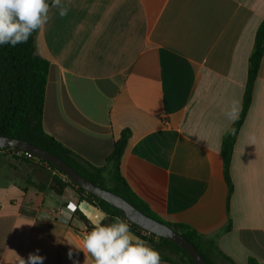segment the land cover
<instances>
[{"label": "crops", "instance_id": "0c3cea01", "mask_svg": "<svg viewBox=\"0 0 264 264\" xmlns=\"http://www.w3.org/2000/svg\"><path fill=\"white\" fill-rule=\"evenodd\" d=\"M62 2L68 15L52 8L36 39L50 64L45 132L102 168L130 131L120 172L140 201L168 223L214 237V264H264V56L232 156L229 203L221 156L242 111L264 0ZM55 176L66 182L39 161L0 153V264L29 253L43 264H92L78 249L88 225L76 210L63 215L69 202L79 209V195L50 190ZM34 185L48 188L39 208Z\"/></svg>", "mask_w": 264, "mask_h": 264}, {"label": "trees", "instance_id": "16d2710c", "mask_svg": "<svg viewBox=\"0 0 264 264\" xmlns=\"http://www.w3.org/2000/svg\"><path fill=\"white\" fill-rule=\"evenodd\" d=\"M49 3H51V0H49ZM38 33L39 31L33 32L27 43L18 44L15 47H12L10 44L0 45V136L24 140L58 156L95 185L124 198L144 215L168 225L176 232L182 234L198 249L208 264H214L208 256L210 251L217 249L214 237L204 236L187 225L172 224L164 221L132 193L120 172L121 158L127 147L131 134L130 131H124L121 134L106 161V166L102 168L86 163L45 132L43 118L50 64L38 52L36 45ZM263 56L264 20L257 30L254 48L249 57L248 79L242 111L222 140L221 156L224 164V177L229 189L228 203L233 193L230 175L232 156L238 135L252 104L255 83ZM5 150H11V148ZM15 158L26 163L39 161L50 170L64 176L54 166L36 157L32 159ZM109 183L111 184L110 186ZM34 186L37 189V193L32 200V205L34 208H39L43 202L42 193L48 188L39 185ZM68 187L73 188L78 193L80 201L87 200L94 204L105 212L107 216L111 217L112 222H114L116 217H119L128 223L133 233L140 236L148 245L160 252L162 261L171 264H194L187 253L179 246L166 238L158 237L148 232L149 237L143 236L141 232L144 230L128 222L118 209L87 193L83 188L78 187L69 179L66 178V182H64L60 177L55 176L49 189L61 194ZM75 214L88 225L90 230L92 229L93 225L79 209H76ZM229 228L230 225L228 224L227 229ZM167 252L177 255L179 261H173L167 255ZM249 264H256V261L251 260Z\"/></svg>", "mask_w": 264, "mask_h": 264}, {"label": "clouds", "instance_id": "9594fccd", "mask_svg": "<svg viewBox=\"0 0 264 264\" xmlns=\"http://www.w3.org/2000/svg\"><path fill=\"white\" fill-rule=\"evenodd\" d=\"M52 8L59 10L60 17L68 15L69 7L62 0H0V45L10 44L12 47L27 43L33 32H37L47 24ZM237 101H232L225 117L229 121L237 118ZM76 206L68 203L63 215L66 219ZM32 225V224H29ZM86 257L92 258V264H162L161 254L146 241L134 237L130 226L116 217L114 222L95 224L82 239L78 248ZM39 250H37V253ZM73 253L68 252L72 259ZM45 257L29 253L27 260L19 258V264H43ZM73 264H79L73 260Z\"/></svg>", "mask_w": 264, "mask_h": 264}, {"label": "water", "instance_id": "95a60500", "mask_svg": "<svg viewBox=\"0 0 264 264\" xmlns=\"http://www.w3.org/2000/svg\"><path fill=\"white\" fill-rule=\"evenodd\" d=\"M0 148H12L21 150L51 164L72 183H74L78 187L83 188L87 193L93 195L94 197H97L100 200H103L118 209L126 217L128 222L137 225L139 228L150 234L166 238L169 241L173 242L175 245L179 246L181 249H183V251L187 253L194 264H208L201 253L198 251V249L182 234L176 232L168 225H165L153 218L144 215L124 198L100 186L95 185L93 182L80 175L76 170H74L70 165H68L63 159L59 158L58 156L42 148L36 147L24 140L5 136H0ZM78 208L93 226L101 222L105 224L112 222L111 217L107 216L105 212H103L100 208L87 200L81 201ZM131 234L134 237L144 240L132 231Z\"/></svg>", "mask_w": 264, "mask_h": 264}, {"label": "built area", "instance_id": "2783aa9c", "mask_svg": "<svg viewBox=\"0 0 264 264\" xmlns=\"http://www.w3.org/2000/svg\"><path fill=\"white\" fill-rule=\"evenodd\" d=\"M7 149V148H6ZM10 153L12 155H14L15 157H23V158H27V159H32L34 158L33 155H31L30 153L21 151V150H17V149H12L11 150H5V149H1L0 148V153Z\"/></svg>", "mask_w": 264, "mask_h": 264}, {"label": "rangeland", "instance_id": "374dc122", "mask_svg": "<svg viewBox=\"0 0 264 264\" xmlns=\"http://www.w3.org/2000/svg\"><path fill=\"white\" fill-rule=\"evenodd\" d=\"M110 185H111V184L109 183V186H110ZM141 234H142L143 236H147V237H149V234H148L147 232H145V231H142ZM167 255H168L171 259H173V260H175V261H179V257H178L177 255L172 254V253H169V252H167Z\"/></svg>", "mask_w": 264, "mask_h": 264}]
</instances>
